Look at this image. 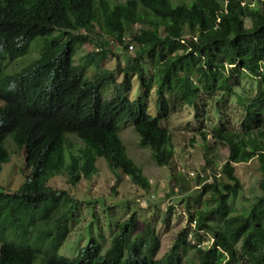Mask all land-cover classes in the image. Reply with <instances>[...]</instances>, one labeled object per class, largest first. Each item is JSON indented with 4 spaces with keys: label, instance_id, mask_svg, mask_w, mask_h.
Here are the masks:
<instances>
[{
    "label": "trees",
    "instance_id": "1",
    "mask_svg": "<svg viewBox=\"0 0 264 264\" xmlns=\"http://www.w3.org/2000/svg\"><path fill=\"white\" fill-rule=\"evenodd\" d=\"M4 30L25 42L34 40L27 49L39 56L22 70L8 68L10 73L0 76V175L11 159L8 137L27 149L29 166L25 181L14 192L0 184V264L33 263L36 254L32 249L5 239L25 216L51 210L64 212L61 217L66 219L72 214L67 204L74 198L48 185L50 178L67 171L68 181L75 184L80 175L89 178L97 170V157H104L113 172L121 171L135 184L149 188L150 180L126 153L119 135L121 124L131 121L139 144L152 148L159 165H170L175 157L172 136L160 125L171 115L168 94L188 86L193 107L201 92L220 90L242 97L244 92L238 89L246 75L258 79L259 88L250 103L244 104L243 129L224 128L216 135L230 150L220 176L218 168L212 169L211 181L199 172L196 175L201 193L210 195L215 204L200 208L197 214L188 207L189 221L197 220L195 230L205 229L213 237L210 246L202 244L205 236L198 234L196 244L177 239L157 258L158 235L149 222L135 233L138 212L134 211L117 223L107 248L93 237L74 257L53 254L45 263L185 264L179 253L184 246L197 251L195 264H240L239 256L248 264H264V0H184L176 4L172 0H0V31ZM58 30L65 31L61 39L55 35ZM125 32L129 40L120 39V43L126 51L129 43H135L136 53L127 55L131 62L123 68L122 81L115 84L117 68L86 80L87 68L105 59L110 49L103 42V48L86 53L75 63L77 46L94 42L104 33L117 38ZM186 34L190 36L184 43L181 39ZM145 57L157 60L154 78L145 77ZM132 74H137L144 89L136 100L128 97ZM112 84L113 95L102 97V88ZM153 85L155 117L146 102ZM67 133H74L86 145L81 155L63 151ZM253 159L261 172L260 193L248 214L229 213L230 197L243 187L236 167ZM170 211L171 205L166 212ZM218 216H223L222 221L214 225L211 220ZM57 228L61 230L59 245L65 236L64 225L59 223ZM23 231L27 233L24 226Z\"/></svg>",
    "mask_w": 264,
    "mask_h": 264
},
{
    "label": "rangeland",
    "instance_id": "2",
    "mask_svg": "<svg viewBox=\"0 0 264 264\" xmlns=\"http://www.w3.org/2000/svg\"><path fill=\"white\" fill-rule=\"evenodd\" d=\"M114 2L117 0H113ZM184 0H172L173 4ZM152 16V15H151ZM136 26V25H133ZM65 31L58 30L55 35L61 39ZM101 35V34H100ZM99 35V36H100ZM104 40H113L120 44V39L129 38L128 33H122L117 38H111L107 33L100 36ZM96 48L93 42L79 45L74 54V62H81L83 56ZM118 54L109 52L105 59L94 63L87 68L86 75L91 79L95 74L104 70L115 71L116 83L123 79V68L131 62L136 48L132 52H122L112 48ZM135 50V52H134ZM19 60L22 62H19ZM28 61V56H22L18 60H10L9 57L0 60V76L10 73L8 68L19 70ZM157 60L145 57L143 64L146 69V78H154ZM102 88V97H111L114 93V85ZM194 87L198 85L193 83ZM259 88V80L246 75L242 78V86L238 92H244L242 97L237 94H225L220 90L201 92L195 101V107L189 105V95L192 89L181 85L168 94L171 102V115L160 122L167 128L172 136L174 159L170 165H159L152 155V148L141 146L139 137L131 121L121 124L119 135L125 145L127 155L133 159L143 174L150 180V187L142 188L135 184L129 176L121 171L113 172L103 157H97L95 165L98 168L89 178L80 175V179L71 184L68 181L67 171H63L49 179L48 184L56 189H66L68 195L76 198V203L71 206L72 214L66 220L69 235L57 248L55 240L58 239L61 230L50 227L47 212H40L31 216H25L12 232L5 237L20 247L32 249L36 258L33 264H45L47 257L57 254L72 258L86 245L91 238L102 242L104 248L110 245L112 234L116 230L117 223L138 212V222L135 233L143 229L149 222L159 238V249L155 257H161L168 251L178 239L180 242L196 244L198 236H187L183 230L189 229V209L195 214L200 208L211 207L215 202L208 194L201 193L196 177L189 178V173L204 170L211 172L214 168H221L223 161L229 154V149L216 137L222 129H230L238 132L242 130V120L246 115V106L250 103ZM143 94L142 84L137 74H132V90L128 94L131 100L138 99ZM157 92L153 85L150 95L146 99L148 112L153 117L157 116L156 107ZM126 120V119H122ZM121 120V121H122ZM225 126V127H224ZM206 135V138L204 135ZM6 144L11 152L10 162L2 166V188L12 192L16 190L26 179L29 166L26 162L27 150L25 147L15 145L11 137ZM85 148L84 143L73 135H68L63 149L65 154L73 152L80 154L78 149ZM242 178L243 187L232 194L229 199V213L248 214L253 198L260 193L258 181L261 177L259 165L256 159L248 163H239L236 167ZM191 180V181H190ZM170 189L174 193H168ZM154 196H150V195ZM171 205L172 211L166 212ZM60 212H55V215ZM223 216L211 220L213 224L221 223ZM33 220V222H32ZM40 224V227H37ZM23 226L28 232L23 231ZM9 230V229H7ZM16 231V232H14ZM2 233L0 229V234ZM189 242V243H190ZM212 240L204 238V244H211ZM190 243V244H191ZM179 253L185 264L198 263V253L194 247H180ZM240 264H248L247 259L239 256Z\"/></svg>",
    "mask_w": 264,
    "mask_h": 264
},
{
    "label": "clouds",
    "instance_id": "3",
    "mask_svg": "<svg viewBox=\"0 0 264 264\" xmlns=\"http://www.w3.org/2000/svg\"><path fill=\"white\" fill-rule=\"evenodd\" d=\"M190 36V34H186L185 35V37L184 38H182L181 39V41L182 42H184L185 43V39L187 38V37H189ZM125 40H129V38H127V39H125ZM33 41L34 40H32L31 42H25V40H23L22 38H17V37H15V36H13L9 31H6V30H4V31H0V60H3L4 58H6V57H9L10 58V60H18V59H20V57H22V56H28V61H26V63H25V65H27V66H29L31 63H33L32 61L33 60H37L38 58V54L36 53V52H33V51H30V50H28L27 48H29L32 44H33ZM106 43V47H108L109 49H110V51L109 52H112L113 54L115 53V51H113V49L112 48H117L118 50H120V51H122V52H132V50L133 49H135L136 48V44L135 43H129V45L130 44H133L134 45V47L133 48H130L129 47V45H128V49H129V51L127 50H125V48H124V46H123V44L122 43H120V44H116L112 39L111 40H104V39H101L100 37H99V39L98 40H96V41H94L93 42V44H95L96 45V48L95 49H93L92 51H95V50H97L98 48H103V45L101 44V43ZM87 43V42H86ZM85 44V43H84ZM12 52L15 54L16 53V56H14V55H12ZM117 54H118V52H116ZM115 53V54H116ZM127 56V55H126ZM128 57V56H127ZM23 69V67H21L20 68V70H22ZM95 76V75H94ZM93 76V77H94ZM93 77L91 78V79H88L87 78V75L85 74V79L86 80H92L93 79ZM110 86V85H109ZM143 91H144V89H143ZM109 98V97H108ZM0 105H3V101H1L0 100ZM68 135H73V136H75L76 138H79V137H77L74 133H67L66 134V137L68 136ZM80 139V138H79ZM81 140V139H80ZM82 141V140H81ZM83 142V141H82ZM84 143V142H83ZM85 145V144H84ZM224 146H226V145H224ZM227 148L229 149V147L227 146ZM27 150V149H26ZM79 151H80V154L79 155H81V150H86V145H85V148H82V149H78ZM63 151H64V149H63ZM229 153H230V150H229ZM228 156H229V154H228ZM227 156V157H228ZM104 158V157H103ZM105 159V158H104ZM227 159V158H226ZM106 160V159H105ZM225 161V160H224ZM223 161V162H224ZM249 161H245V162H243V163H248ZM106 163H107V161H106ZM223 164V163H222ZM107 166H108V163H107ZM222 166V165H221ZM109 167V166H108ZM97 170H98V168H97ZM96 170V171H97ZM3 171V170H2ZM1 171V172H2ZM95 171V172H96ZM219 171H220V169H217V176H220V173H219ZM198 172L201 174V176L202 177H204L205 178V181H211L212 179H213V172L211 171V172H205L204 170H199V171H194L193 173H189L188 175H189V178L191 179L192 177H196V175L198 174ZM0 178H1V175H0ZM191 181V180H190ZM196 181H197V179H196ZM0 184H1V179H0ZM48 185H50V184H48ZM194 185L195 186H197V187H199L200 188V182H198L197 181V183H194ZM1 186H2V184H1ZM51 186V185H50ZM53 187V186H52ZM54 188V187H53ZM3 189H5V188H3ZM56 189V188H55ZM59 189H61V188H59ZM61 190H65V191H67L66 189H61ZM12 192H14V190L12 191ZM150 196H154L153 194L152 195H150ZM74 202H69L68 204H67V206H68V208H70L71 209V206H74V204L76 203V198H74ZM72 211V210H71ZM43 212H47V218H48V220H50V227H52V228H55V227H58V225H59V223H61V225H64V231H65V236H64V238L62 239V241H61V243L59 244V245H57V242H58V240H59V237H60V235H59V237H58V239H56L55 240V242H56V245H57V248L62 244V242H63V240L65 239V237L67 236V235H69V231H68V227H67V223H66V218H64V217H61L63 214H64V212H60L59 214H57V215H55V212L56 211H54V210H51V211H43ZM40 213V212H39ZM68 218V217H67ZM197 220L196 219H194V220H192V221H189V229L187 230V236L189 235V236H191V237H193V236H198V234L199 235H203V236H205L204 238H207V239H209V240H212V242H213V237L212 236H209V234H207V231L205 230V229H201V230H195V227H196V222ZM32 222H33V220H32ZM37 227H40V224H37ZM27 232H28V229H27ZM195 232H197V233H195ZM61 234V233H60ZM199 237V236H198ZM199 242V241H198ZM212 242H211V244H212ZM201 243L202 244H204V239H203V241H201ZM200 243V244H201ZM211 244H209V246L211 245ZM59 256H61V255H59ZM62 257H64V256H62ZM35 258H36V255H35ZM66 258H68V257H66ZM47 259V258H46ZM35 260V259H34ZM46 261V260H45ZM34 262V261H33ZM33 264V263H32ZM41 264H42V262H41ZM46 264V263H45Z\"/></svg>",
    "mask_w": 264,
    "mask_h": 264
},
{
    "label": "built area",
    "instance_id": "4",
    "mask_svg": "<svg viewBox=\"0 0 264 264\" xmlns=\"http://www.w3.org/2000/svg\"><path fill=\"white\" fill-rule=\"evenodd\" d=\"M129 47H130V48H133V47H134V45H133V44H130V45H129Z\"/></svg>",
    "mask_w": 264,
    "mask_h": 264
}]
</instances>
